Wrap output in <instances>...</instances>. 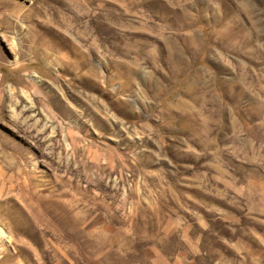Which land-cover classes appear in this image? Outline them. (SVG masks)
Here are the masks:
<instances>
[{"label":"rangeland","instance_id":"374dc122","mask_svg":"<svg viewBox=\"0 0 264 264\" xmlns=\"http://www.w3.org/2000/svg\"><path fill=\"white\" fill-rule=\"evenodd\" d=\"M0 264H264V0H0Z\"/></svg>","mask_w":264,"mask_h":264},{"label":"bare ground","instance_id":"6f19581e","mask_svg":"<svg viewBox=\"0 0 264 264\" xmlns=\"http://www.w3.org/2000/svg\"><path fill=\"white\" fill-rule=\"evenodd\" d=\"M2 234L0 233V236H1Z\"/></svg>","mask_w":264,"mask_h":264}]
</instances>
